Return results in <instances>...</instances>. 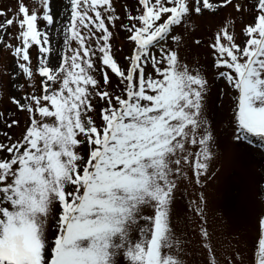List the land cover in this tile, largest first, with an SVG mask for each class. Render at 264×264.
Masks as SVG:
<instances>
[{
  "label": "snow or ice",
  "instance_id": "obj_1",
  "mask_svg": "<svg viewBox=\"0 0 264 264\" xmlns=\"http://www.w3.org/2000/svg\"><path fill=\"white\" fill-rule=\"evenodd\" d=\"M32 5L0 8V264H245L218 248L203 188L214 86L226 142L264 150V0ZM228 7L205 66L197 22ZM249 264H264V213Z\"/></svg>",
  "mask_w": 264,
  "mask_h": 264
},
{
  "label": "rangeland",
  "instance_id": "obj_2",
  "mask_svg": "<svg viewBox=\"0 0 264 264\" xmlns=\"http://www.w3.org/2000/svg\"><path fill=\"white\" fill-rule=\"evenodd\" d=\"M29 7H32V0H25ZM129 5L133 0H121ZM16 7V0H0V8L8 10ZM11 15V12H9ZM234 17L236 13L231 7L220 9L215 16L208 13L198 20V28L194 38L204 41L200 49V60L205 66L211 60L206 54L207 43L210 42L212 34L226 17ZM15 33L17 29H10ZM239 31V24H237ZM124 35L119 31L113 44L116 48L123 45ZM15 41H13L14 43ZM192 51V49H189ZM33 63H35L36 50H32ZM5 65L11 67V57L0 50V73L6 71ZM6 79V76L4 77ZM217 86L223 87L220 82ZM7 91V90H5ZM217 87H213V101L210 105L209 116L213 121L218 139L217 159L212 165V171L216 172L214 178L207 181L203 188L207 199L205 214L208 220L210 231L215 233V241L220 250L229 248L241 252L245 264H249L252 255V244L257 234L258 217L264 213V150L259 147L247 145H232L225 140V129L229 126L228 117L230 100L225 97L222 100L216 99ZM23 122V116L20 117ZM191 193V194H189ZM195 192L189 188L188 192L180 198L178 210L185 211V204L194 198ZM189 222L188 235L193 240L196 237L192 232L194 217L190 211L187 213ZM182 226L183 219L177 221Z\"/></svg>",
  "mask_w": 264,
  "mask_h": 264
}]
</instances>
